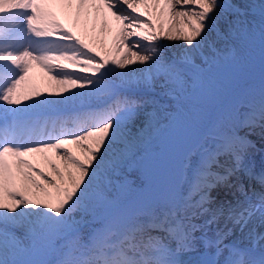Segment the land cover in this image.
Segmentation results:
<instances>
[{"label":"snow or ice","instance_id":"6c2138e0","mask_svg":"<svg viewBox=\"0 0 264 264\" xmlns=\"http://www.w3.org/2000/svg\"><path fill=\"white\" fill-rule=\"evenodd\" d=\"M257 42L258 94L217 92L211 71ZM156 86L163 110L130 94ZM257 128L264 0H0V264H264ZM161 136L182 158L155 190L128 169Z\"/></svg>","mask_w":264,"mask_h":264},{"label":"rangeland","instance_id":"374dc122","mask_svg":"<svg viewBox=\"0 0 264 264\" xmlns=\"http://www.w3.org/2000/svg\"><path fill=\"white\" fill-rule=\"evenodd\" d=\"M96 40H98V39H94V40H92V41H96ZM162 43L173 45V47L165 48V49H164L165 52H168V53H171V54H173L174 52H176V50H174V44H175L176 42H174V41L170 42V41H166V40H165V41H162ZM252 46H253V45H252ZM248 52H249V51H248ZM156 102H157V104L161 107L162 110L168 106V105L164 106V105H163V102H162L161 100H156ZM160 139H161V138H160ZM162 143H163V140H162ZM149 146H150V145H149ZM149 146L147 147V150H148V151H150V147H149ZM172 146H173L172 149H171V152H172V153H173V152H174V153H178V152L182 151L180 145H172ZM160 153H163V151H160ZM173 164H177V163H173ZM129 172H132V171H129ZM157 178H158V181L162 184V186H163V184H164V186H165L166 183H167V181L170 179V176H168V177L165 176L164 171H163V168H161V169L157 172ZM162 186H161L159 189L163 190L164 186H163V187H162ZM215 192H216V193H215ZM213 193H214V195H217V190L214 191ZM223 196H225V195L223 194ZM225 197H226V196H225ZM223 199H225V198H223ZM223 199H222V200H223ZM227 199H230V198H227ZM230 239L234 240L236 243H241V242L246 243V242L244 241V238L242 237V235H241V233H240L239 230H237V231L234 233V235L230 237ZM246 241H247V239H246ZM259 244H260L261 246H264L263 243H260V242H259ZM191 254H192V252L187 253V254H183L182 257L185 258L184 260H186V261H189V260H195V259L199 258V256H197V255H191ZM185 256H186V257H185Z\"/></svg>","mask_w":264,"mask_h":264},{"label":"bare ground","instance_id":"6f19581e","mask_svg":"<svg viewBox=\"0 0 264 264\" xmlns=\"http://www.w3.org/2000/svg\"><path fill=\"white\" fill-rule=\"evenodd\" d=\"M177 43L178 42H176L174 44V50H176V51H178V49L175 47V45ZM222 195H223V191L221 189H218L217 190V195H213V196H215L218 199L222 200L223 199L221 197ZM249 227H252L255 232H263V226H261L258 221H254L252 224L249 225ZM245 232H247V229H245ZM242 237L244 238V241L245 242H248V241H246V239H247L246 235H242ZM260 243H263L264 244V241H261Z\"/></svg>","mask_w":264,"mask_h":264}]
</instances>
